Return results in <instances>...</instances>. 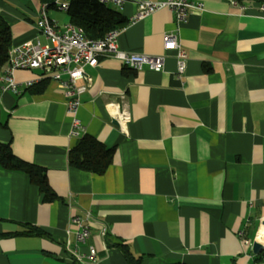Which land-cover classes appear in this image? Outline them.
I'll return each instance as SVG.
<instances>
[{
    "label": "crops",
    "instance_id": "crops-1",
    "mask_svg": "<svg viewBox=\"0 0 264 264\" xmlns=\"http://www.w3.org/2000/svg\"><path fill=\"white\" fill-rule=\"evenodd\" d=\"M139 1L107 3L128 19L118 31L120 48L164 54L165 66L135 71L104 57L87 68L77 113L83 134L116 149L102 174L69 164L82 134H72L56 83L37 80L39 70H18V81L34 84L20 94L4 91L0 68V143L43 166L59 195L45 202L28 174L0 165V264H128L117 241L141 264H264V253L258 261L252 250L264 224V4L192 0L203 7L186 22L162 8L132 23ZM43 3L0 0L12 46L42 38L36 20ZM50 3L51 18L69 21ZM167 31L178 32L188 54L181 77L176 51L164 47ZM41 83L42 93L31 91ZM115 104L129 112V122ZM87 213L90 235L78 243V258L71 217ZM24 224L50 237L15 234Z\"/></svg>",
    "mask_w": 264,
    "mask_h": 264
},
{
    "label": "built area",
    "instance_id": "built-area-1",
    "mask_svg": "<svg viewBox=\"0 0 264 264\" xmlns=\"http://www.w3.org/2000/svg\"><path fill=\"white\" fill-rule=\"evenodd\" d=\"M99 1L105 4L113 1L119 6H122L124 2V0ZM50 4L48 2L41 5L36 20V25L45 42L42 41V38L37 37L25 40L8 49V61L1 71V88L4 91L20 94L24 88L33 85L34 80L18 81L16 72L18 70H39L37 80L44 78L53 80L57 89L65 96L66 112L72 118V134L80 136L83 134L84 126L77 113L82 103V95L87 89V82L90 80L88 67L98 68L102 58L114 57L135 71L145 68L162 71L166 55L123 50L118 42L119 29L109 31L103 38H89L82 27L70 21L60 24L51 18L48 14ZM53 4L67 13L70 0H54ZM202 7V2L192 0H141L138 2V9L130 18V22L143 19L159 9L169 8L175 15V21L179 24L187 21L192 10ZM163 36L165 49L176 51V74L181 77L186 70L188 54L180 42L178 32L167 31ZM115 105L117 108L120 107L118 104ZM118 109L116 115L122 122H129L131 120L129 112L121 107ZM121 126H123L122 123ZM89 216L90 214L87 213L86 219L77 215L71 217V222L77 226L76 242L73 247L74 254L78 258H81L78 253V243L85 242L90 235ZM243 233L242 230L239 231V235L242 236ZM245 243H249V241L246 240ZM89 257L96 259L97 252L94 247H90Z\"/></svg>",
    "mask_w": 264,
    "mask_h": 264
},
{
    "label": "trees",
    "instance_id": "trees-1",
    "mask_svg": "<svg viewBox=\"0 0 264 264\" xmlns=\"http://www.w3.org/2000/svg\"><path fill=\"white\" fill-rule=\"evenodd\" d=\"M54 1V0H46ZM242 2L244 0H236ZM264 4V0H257ZM49 2V3H50ZM68 20L84 29L86 35L92 39L103 38L109 31L120 29L127 24L128 19L117 9L99 0H70L67 12ZM12 46V31L8 21L0 15V68L8 61V49ZM46 83L37 84L31 88L32 92L42 93ZM116 149L108 146L91 134H82L77 143L69 150V164L96 174H102L113 162ZM0 165L8 170L21 171L30 176L31 182L39 187L45 202H52L59 198L51 186L47 171L43 166L21 159L16 156L9 143H0ZM24 230L15 234L37 235L50 237L49 233L39 227L24 224ZM116 245L128 264H141V258L136 257L128 244L117 241ZM262 250L256 254V260H261Z\"/></svg>",
    "mask_w": 264,
    "mask_h": 264
},
{
    "label": "water",
    "instance_id": "water-1",
    "mask_svg": "<svg viewBox=\"0 0 264 264\" xmlns=\"http://www.w3.org/2000/svg\"><path fill=\"white\" fill-rule=\"evenodd\" d=\"M263 223H264V221H263ZM263 243L262 242H259L257 239H255L254 241H253V244H252V250H253V252L254 253H260L261 251H262V249H263Z\"/></svg>",
    "mask_w": 264,
    "mask_h": 264
},
{
    "label": "bare ground",
    "instance_id": "bare-ground-1",
    "mask_svg": "<svg viewBox=\"0 0 264 264\" xmlns=\"http://www.w3.org/2000/svg\"><path fill=\"white\" fill-rule=\"evenodd\" d=\"M256 237L259 242H264V224L259 226Z\"/></svg>",
    "mask_w": 264,
    "mask_h": 264
},
{
    "label": "rangeland",
    "instance_id": "rangeland-1",
    "mask_svg": "<svg viewBox=\"0 0 264 264\" xmlns=\"http://www.w3.org/2000/svg\"><path fill=\"white\" fill-rule=\"evenodd\" d=\"M59 12H61V13H62L63 15H65V16H67V13H65V12H63V11H60V10H59ZM42 41L45 42L44 37H42ZM255 233H256V230H255L254 234H255ZM253 241H254V240H253Z\"/></svg>",
    "mask_w": 264,
    "mask_h": 264
}]
</instances>
